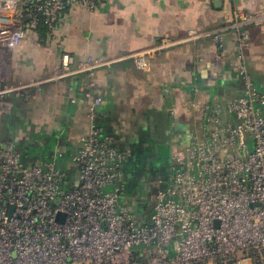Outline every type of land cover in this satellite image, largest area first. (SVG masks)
Instances as JSON below:
<instances>
[{
  "label": "built area",
  "instance_id": "1",
  "mask_svg": "<svg viewBox=\"0 0 264 264\" xmlns=\"http://www.w3.org/2000/svg\"><path fill=\"white\" fill-rule=\"evenodd\" d=\"M72 1L92 10L106 0ZM68 3L36 0L25 9L20 0H0V96L17 98L76 73L92 77L111 62L62 53L50 77L9 80L10 53L36 31L37 13L52 32ZM223 23L212 37L221 46L226 29H234L241 91L226 97L225 112L210 107L192 126L167 189L158 187L145 204L148 217L136 199H122L119 177L131 152L117 149L97 124L99 97L86 94L89 129L72 156L74 180L54 160L26 165L12 141L0 140V264H264V93L247 69V26L263 25L264 10L234 9ZM202 36L188 29L180 41ZM174 42L165 38L127 56L146 69Z\"/></svg>",
  "mask_w": 264,
  "mask_h": 264
},
{
  "label": "crops",
  "instance_id": "2",
  "mask_svg": "<svg viewBox=\"0 0 264 264\" xmlns=\"http://www.w3.org/2000/svg\"><path fill=\"white\" fill-rule=\"evenodd\" d=\"M24 1L20 0L22 6ZM215 1L106 0L89 10L69 0L44 43L35 31L11 51L9 80L17 83L50 77L62 53L72 55L75 61L93 56L111 62L97 68L92 77L76 73L24 89L17 98L0 96V140H9L2 133L10 125L18 135L26 127L39 133V143L42 137L53 142L54 157L73 156L89 129V93L100 98L96 122L113 137L117 149H129L131 156L142 140L165 138L173 145L172 155L180 152L192 126L199 124L211 107L215 89L223 92L229 87L230 95L240 93V77L234 70L235 31L226 29L221 46L212 32L224 24L225 12L264 10V0H220L218 7ZM247 27L248 69L263 83L264 25ZM188 29L203 36L180 41ZM165 38L175 42L157 50L146 69L127 56ZM88 82L93 83L89 88ZM224 98L214 107L225 112Z\"/></svg>",
  "mask_w": 264,
  "mask_h": 264
},
{
  "label": "rangeland",
  "instance_id": "3",
  "mask_svg": "<svg viewBox=\"0 0 264 264\" xmlns=\"http://www.w3.org/2000/svg\"><path fill=\"white\" fill-rule=\"evenodd\" d=\"M248 73L257 90L264 92V82L261 83L258 81L260 80L259 76L251 70L249 71V69ZM216 90L217 89L213 91L210 99L212 108L226 97V93L230 95L229 87L224 89V95L222 92L223 89H220V92ZM240 90V88L237 89L239 92ZM224 100H226V98H224ZM260 109L264 111L263 107ZM206 112L207 110L204 113ZM12 117H14L13 114ZM22 129L24 132L22 135H18L17 131L14 132V125H10V129L2 134L5 135L4 138L14 143L15 149L19 152L21 160H23L26 165L34 160H54L56 165L61 166L62 170L69 174L70 178L74 180V177H76V167L72 163V156L69 158L67 156V159L57 156L54 157L53 142L50 143L42 137V141L39 143L41 137L38 132L30 131V129L26 127ZM142 144L143 152L136 155L135 150L137 147H134L132 156L125 161L122 168V175L119 177V182L123 186L122 199H124L127 204H134V200L136 199V202L139 203L138 211L148 217L150 211H145V204L147 201H153L155 191L158 187L163 190L167 189L170 179V168L174 161V153L176 152L172 155L173 145L169 139L167 140L165 138L161 141L157 138L146 139ZM159 180H161L160 184L158 183ZM70 186L71 185H63V188H69Z\"/></svg>",
  "mask_w": 264,
  "mask_h": 264
},
{
  "label": "trees",
  "instance_id": "4",
  "mask_svg": "<svg viewBox=\"0 0 264 264\" xmlns=\"http://www.w3.org/2000/svg\"><path fill=\"white\" fill-rule=\"evenodd\" d=\"M36 1V0H35ZM35 1H31V0H25V5H23V8H29V7H33V4L35 3ZM67 7V4L65 5V7L62 9V11ZM61 11V12H62ZM60 16V15H59ZM36 18H38V23H37V27H36V32H37V39L39 41H41V43H44L47 39V36L49 35V33L51 32V30L46 26V24L43 22V15H41L40 13H37ZM4 132H6L4 130ZM146 140V139H145ZM144 140H142L143 142ZM143 144L141 143V145H138L137 149L135 150V154H141L143 152V148H142ZM132 156V155H131Z\"/></svg>",
  "mask_w": 264,
  "mask_h": 264
},
{
  "label": "water",
  "instance_id": "5",
  "mask_svg": "<svg viewBox=\"0 0 264 264\" xmlns=\"http://www.w3.org/2000/svg\"><path fill=\"white\" fill-rule=\"evenodd\" d=\"M220 4H221V1H220V0H216V1H215V6H216V7L220 6Z\"/></svg>",
  "mask_w": 264,
  "mask_h": 264
}]
</instances>
